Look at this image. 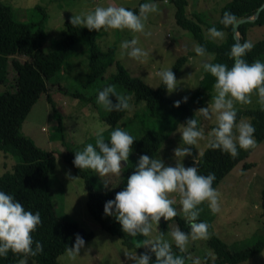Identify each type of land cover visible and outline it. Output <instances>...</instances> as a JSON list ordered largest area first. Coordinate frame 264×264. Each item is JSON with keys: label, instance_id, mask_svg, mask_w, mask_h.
<instances>
[{"label": "rangeland", "instance_id": "374dc122", "mask_svg": "<svg viewBox=\"0 0 264 264\" xmlns=\"http://www.w3.org/2000/svg\"><path fill=\"white\" fill-rule=\"evenodd\" d=\"M0 1L10 5L15 18L22 22H38L42 15L38 7L41 8L47 19L45 25L46 38L42 49L45 52H51L64 37V21L69 19L72 14L88 11L96 6H108L109 4L135 8L141 0ZM228 1L230 0H187L186 15L194 22H197L195 18L197 17L205 23L202 28L207 40L210 39L215 43L224 41L225 33L221 32V37L212 38L209 36L206 27L209 23L217 21L220 9ZM145 2H148V0H145ZM152 2L156 4V11L149 13L145 21V30L152 33L150 37L145 38L142 34L132 33L127 29H109L99 35L96 41L97 47L102 51H106L109 47L115 46L116 61L122 63L132 77L142 78L152 88L160 83L156 75L158 71L171 68L176 60L185 58L186 61L177 77H175L177 87L173 92H167L166 96L173 100H181L182 97H187V101L183 102L187 103L190 95L196 91L202 79V73L204 72L202 64L205 62L210 63L213 55L209 53L204 56L196 55L193 48L199 44L189 31L183 30L177 25L175 20L176 7L173 4L165 0H152ZM133 37L138 40L137 46L149 53L148 56L140 60L131 59L126 55L121 57L120 43ZM247 39L252 44L263 40L264 25L249 27L247 29ZM17 58L22 62L26 60L23 56ZM260 61L264 62L263 56ZM88 64V47L85 44H78L65 68L59 71L48 83L52 104L47 102L45 95H41L22 123L20 131L41 149L53 151L54 153L53 169L48 180L50 195L57 216L64 221L76 223L81 233L92 234L91 239H84V248L80 249L75 260L67 261L65 253H63L58 259L60 264H133V261L126 254H137L136 249H148L150 246L141 243L144 239L154 238L160 232L167 234L168 231L178 227L175 221H170L163 226V218H161L158 226H153L150 237L140 235L131 237L130 242L136 248L131 250L122 244L119 237L103 231L91 217L87 208L88 190L86 181L74 174L73 168L65 162L63 156L68 152L75 154L74 152L82 150L86 143L94 144V125L97 123L105 127L104 139L109 138L112 129L102 120V116L109 114L111 111H106L98 105L95 97L98 90L108 86V79L115 72V64L108 67L104 79L98 80L91 86H86L85 82L89 74ZM14 75L13 69L9 68L7 78L11 84ZM6 86L11 87L7 84ZM113 88L118 95H124L120 89ZM3 90H5V86L0 84V91ZM213 95V91L211 94L205 95L204 107L207 106V103L210 105ZM110 99L114 103L116 102L115 97L110 96ZM250 99V103H234V107L236 110H255L262 107L258 103L255 91L250 94ZM133 111L138 115L146 112L144 105L130 108L125 118L115 128L120 127L128 131L136 139L143 136L148 129L158 128V121L138 119L135 114L131 117ZM241 120L250 122L248 117H243ZM200 122L205 133L204 139L199 140L195 146H186L191 148L192 156H186L183 159L182 163L185 167L192 166L193 159L196 162L207 148V133L215 126V115L213 114L208 120H203L200 117ZM177 126L162 144L157 155L169 166H175L173 149L178 146L184 147ZM136 157L137 155L131 151L128 162L131 158ZM19 161L18 156L10 153L5 155L0 151V176L7 171H12L13 166ZM127 163L121 162L120 176L108 174L100 177L94 170L85 169L89 173L86 172L89 175L90 186L95 192H102L116 187L123 178ZM245 163L248 164L247 168H243ZM104 183L108 184L107 188L104 187ZM263 185L264 140L260 142L255 140V146L251 148L247 159L237 164L215 188L218 193L220 211L212 214L207 207V202L197 206L200 209L197 218L209 225V236L207 239L189 240L184 252L198 264H213L216 256L209 244L213 237L223 241L230 247V251H237L254 245L259 236L264 235V216H262L260 206ZM169 198L174 200L172 206L176 209L177 214L187 221L181 211L178 194L171 193ZM28 264L37 263L28 258ZM241 264H264V246L260 253Z\"/></svg>", "mask_w": 264, "mask_h": 264}, {"label": "trees", "instance_id": "16d2710c", "mask_svg": "<svg viewBox=\"0 0 264 264\" xmlns=\"http://www.w3.org/2000/svg\"><path fill=\"white\" fill-rule=\"evenodd\" d=\"M165 1L176 7L175 20L177 25L183 30L189 31L197 43L205 48L206 53L213 55L210 63H224L229 67L234 63V60L227 55L230 47L236 43L233 38L234 22L238 18L253 16L264 3V0L228 1L220 9L217 21L209 23L206 27L209 29L215 26L217 30L225 33L224 41L215 43L205 38L202 28L205 23L194 15L197 22L187 17V0ZM143 2L145 0H141L139 4ZM138 6L128 9L136 12ZM38 10L42 13L38 22H22L15 18L10 5L0 1V84L5 86V90L0 91V151L5 155L7 153L16 155L20 159L19 163L13 166L12 171H7L0 176V190L12 194L26 210L40 213L41 223L31 235L34 242L39 241L41 243L43 250L36 256L28 257L37 264H60L59 257L65 253L67 247L73 245L76 234L86 240L92 238L91 233H81L76 223L64 221L57 216L51 199L48 180L53 169L54 153L41 149L20 131L22 123L41 95H45L47 102L52 104L51 93L48 91L49 81L65 68L75 47L78 44H85L88 47L89 56V74L85 85L91 86L98 80L104 79L108 67L115 64V72L110 75L107 85L120 89L124 95L128 96L130 108H136L139 105L145 107V113L138 115L133 111L131 117L135 114L138 119L159 122L158 128L148 129L139 139L133 137L134 141L131 148L137 157L129 160L124 168L122 180L112 189L95 192L90 186L89 173L85 169H79L73 165L74 154L68 152L63 156L65 162L73 168L74 174L86 181L87 208L93 220L103 231L119 237L122 244L128 249H136L130 242L131 237L121 230V226L115 218L104 215L103 205L107 200L114 199L115 193L121 191L125 186L127 177L135 170V164L140 154L157 158L162 144L174 132L175 127L178 124H183L187 118H192L198 108L205 106L204 97L212 93L215 78L211 74L203 72L200 84L196 91L190 95L189 101L187 103L181 102L179 107H174L173 104L177 100L166 96L167 90L161 82L152 88L142 78L132 77L125 66L116 61L115 46L109 47L106 51L97 47L96 41L99 35L105 31L103 29L97 32L73 27L67 19L64 21V37L57 43L55 49L51 52H45L42 45L46 38L45 25L47 19L42 9L38 7ZM226 13L233 17L227 26L221 23ZM263 25L264 10L261 11L255 22L239 26L240 42L248 41L247 29L249 27ZM252 45L251 50L242 57L248 63L264 57V39ZM20 56L25 57L26 60L20 61L17 58ZM185 61V58H179L171 67L175 77L179 74ZM9 68L15 72L12 84L7 78ZM6 84L11 87L6 86ZM129 109L111 111L102 116V120L113 130L125 118ZM243 117L250 118V123L255 128L254 139L258 142L263 141L264 107L255 110H236L237 122ZM194 118L198 120V126H201L200 117ZM250 152L251 148L248 150L238 149V155L233 158L226 152L222 153L219 149H211L207 146L196 160L198 173L201 175H207L209 172L214 173L216 179L213 181L212 187L216 188L237 164L247 159ZM247 167L248 164L245 163L243 168ZM260 206L262 216H264V185L261 191ZM197 220L202 221L200 218ZM170 221H175L181 231H189L188 222L178 214L168 221L162 220V225L164 226ZM209 244L216 256L213 264H241L262 251L264 235L261 234L254 245L237 251H230V247L217 237H213ZM171 250L174 255L183 257L185 264H198L187 253L179 251L175 245L172 246ZM136 252L138 255L147 253L151 256L152 261L155 260V256L149 252V248L146 250L136 249ZM21 257L22 254H14L9 251L6 257L0 258V264H16Z\"/></svg>", "mask_w": 264, "mask_h": 264}, {"label": "clouds", "instance_id": "9594fccd", "mask_svg": "<svg viewBox=\"0 0 264 264\" xmlns=\"http://www.w3.org/2000/svg\"><path fill=\"white\" fill-rule=\"evenodd\" d=\"M155 11L156 4L152 0L140 3L136 12L122 5L109 4L72 14L69 23L73 27L97 32L101 29H127L148 38L152 33L145 30V21L148 14ZM232 19L233 17L226 13L221 23L227 26ZM207 31L212 38L222 36L215 26ZM137 45L138 40L135 37L122 41L119 45L121 57L126 55L131 59L140 60L149 55ZM252 47V43L248 41L234 43L227 53L229 58L234 60L231 67L224 63L202 64L203 71L215 78L212 86L214 95L210 105L207 103L206 107L198 108L192 118H187L183 124L177 126L184 147L173 149L175 166L166 165L160 156L152 158L147 154H140L135 170L127 177L125 186L115 193L114 199L104 203V215L114 217L124 233L130 237H150L153 226H158L161 218L168 221L177 215L172 206L174 200L169 198V194L176 193L179 196V204L188 221L189 231L184 232L176 228L167 234L160 232L154 238L144 239L142 245L150 246L149 252L154 254L155 260L152 261L147 253L138 256L136 253L126 254L133 264H185L183 257L173 254V244L183 252L189 240L208 238L209 225L197 220L200 213L197 206L207 202L212 214L220 211L218 193L212 187L216 179L215 174H199L194 159L193 165L188 167H185L182 161L186 156H192L191 148L186 146H195L199 140L204 139V129L202 125L198 126V120L194 118L196 116L208 120L215 115V126L207 133L209 148L219 149L235 158L238 149L248 150L255 146L254 126L243 120L237 122L234 107V103H250V94L253 91L258 97V103L264 107V62L256 60L248 63L242 59ZM193 51L197 56L206 54L201 45L194 46ZM156 75L167 92L171 93L176 89L177 79L171 68L160 70ZM110 96L115 97V103ZM95 99L106 111L130 108V98L118 95L111 85L98 90ZM187 99L182 97L181 100L175 101L173 106L179 107L180 103L186 102ZM104 131L105 127L101 124L94 125V144L86 143L82 150L74 152L72 163L79 169L94 170L100 177L108 174L120 176L121 162H128L134 138L127 131L117 127L105 141ZM107 186L108 184L104 183V187ZM40 223L38 211L26 210L12 194L0 190V258L6 257L11 251L14 254H22L17 264H28V257L36 256L43 250L41 243L34 242L31 235ZM84 245V239L76 234L73 245L65 249L67 261L75 260Z\"/></svg>", "mask_w": 264, "mask_h": 264}, {"label": "water", "instance_id": "95a60500", "mask_svg": "<svg viewBox=\"0 0 264 264\" xmlns=\"http://www.w3.org/2000/svg\"><path fill=\"white\" fill-rule=\"evenodd\" d=\"M264 10V3L257 9V11L254 13L253 16L251 17H246V18H238L234 24H233V38L235 40V42H240V34H239V26L242 25V24H245V23H249V22H255L261 11Z\"/></svg>", "mask_w": 264, "mask_h": 264}]
</instances>
